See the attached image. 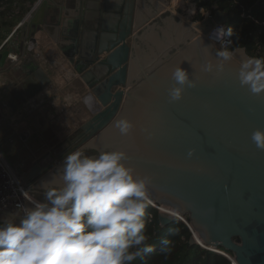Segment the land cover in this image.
<instances>
[{
  "label": "water",
  "instance_id": "95a60500",
  "mask_svg": "<svg viewBox=\"0 0 264 264\" xmlns=\"http://www.w3.org/2000/svg\"><path fill=\"white\" fill-rule=\"evenodd\" d=\"M76 4L78 9L63 12L42 2L26 18V36L22 23L21 37L35 45L34 34L43 30L59 45L87 95L95 98L91 116L29 170L10 165L19 182L40 199L35 185L48 178L68 150L123 151L126 164L151 177V198L159 210L148 209L157 211L161 227L179 220L191 233L189 245L231 264H264V150L251 140L253 131L264 130V94L240 86L235 63L220 74L200 71L206 60L200 33L205 45L212 44L204 35L225 23L226 14L215 10L212 19L194 29L162 12L168 5L163 0ZM8 55V49L0 53V69ZM23 63L22 90L31 99L51 79L30 58ZM179 63L197 84L170 102V73ZM120 118L134 125L127 136L114 127Z\"/></svg>",
  "mask_w": 264,
  "mask_h": 264
},
{
  "label": "clouds",
  "instance_id": "9594fccd",
  "mask_svg": "<svg viewBox=\"0 0 264 264\" xmlns=\"http://www.w3.org/2000/svg\"><path fill=\"white\" fill-rule=\"evenodd\" d=\"M195 6L190 14L195 15ZM201 12V9H200ZM236 35L231 26H218L205 45L201 65L203 73L220 74L226 65L235 63L236 78L241 87L254 95L264 94V58L250 56L243 46H233ZM238 38V37H237ZM214 49V51H213ZM182 63V62H181ZM181 63L170 73L173 85L168 89L170 102L182 98L185 87L193 88L197 80ZM95 98L87 95L88 109ZM114 127L127 136L134 125L128 118L118 119ZM251 140L264 150V130L252 132ZM191 155V151L189 152ZM120 150H68L48 178L38 185L41 198L31 196L27 203H17L15 210L0 216V264H137L156 249L146 233L150 219L147 209L153 204L151 177L142 175L125 163ZM163 226V225H162ZM170 228L161 238L159 251L168 256L173 251Z\"/></svg>",
  "mask_w": 264,
  "mask_h": 264
},
{
  "label": "crops",
  "instance_id": "0c3cea01",
  "mask_svg": "<svg viewBox=\"0 0 264 264\" xmlns=\"http://www.w3.org/2000/svg\"><path fill=\"white\" fill-rule=\"evenodd\" d=\"M87 1L89 7H91V5L97 4L100 0H83L85 3ZM43 2L54 5L62 9L63 12H73L76 8H79L76 4L77 0H43ZM17 10L13 9L11 11V14H14L12 20H16V25L12 28H1L0 30V36L2 37L0 47L3 44V40L12 34L8 43L2 47L0 53L8 45L9 55L17 57L15 61L7 58L5 66L0 69V106L3 107L0 112L7 118L4 124L10 129V135L8 134V136L4 137V132L0 131V137L2 136L5 144L18 140L25 152L29 156H32L36 150L28 148L29 140L31 139L30 135H38L40 128L44 126L43 122L55 121L57 129H59V126L61 131L64 128L68 129L64 133H61V131L54 133L60 135V138L58 137V144H61L74 130L87 121L91 114L90 110L83 103L87 90L77 85L76 81L79 78L62 55L59 45L43 30L34 34L35 45L31 44L27 39L23 40V37H21L23 34L21 26L16 27L24 21L30 10L23 15H20ZM36 11L37 9L31 13L30 18ZM30 18L23 23L26 25L25 36ZM27 58H30L33 63L38 64L51 79V84L31 99L25 98L23 96L24 91L22 90L27 76L25 71L21 69V64ZM82 89H84L82 92H86V95L81 96L79 92ZM16 91H19L20 94H16ZM45 92H49V94L43 96L42 94ZM59 92L63 93L60 95ZM58 96L63 101L61 104L62 108L59 111L55 107L51 110H49V107L46 109L45 106L49 102L48 100H52ZM52 128L54 129V126ZM54 148L55 146L46 150L44 155L51 152ZM11 166L16 170L18 168L23 169L18 163Z\"/></svg>",
  "mask_w": 264,
  "mask_h": 264
},
{
  "label": "trees",
  "instance_id": "16d2710c",
  "mask_svg": "<svg viewBox=\"0 0 264 264\" xmlns=\"http://www.w3.org/2000/svg\"><path fill=\"white\" fill-rule=\"evenodd\" d=\"M5 5L0 12L1 28H12L16 25L11 11L18 9L20 15L30 10L35 0H1ZM198 5L212 11H221L226 14L225 25L231 26L236 35L232 38L233 46H243L250 56L264 58V48L255 54V42L264 44V2L259 0H197ZM242 12L245 18L241 17ZM238 37V38H237ZM0 40L2 37L0 36ZM150 219L147 223L146 233L150 237L149 243L155 246V251L149 254L145 261L137 264H231L224 256L207 251L198 245H189L191 237L187 226L179 220L173 221L166 227H161L157 221V211L148 209ZM170 228L178 229L176 235L169 238L173 241V251L164 256L160 253V240L168 236Z\"/></svg>",
  "mask_w": 264,
  "mask_h": 264
},
{
  "label": "built area",
  "instance_id": "2783aa9c",
  "mask_svg": "<svg viewBox=\"0 0 264 264\" xmlns=\"http://www.w3.org/2000/svg\"><path fill=\"white\" fill-rule=\"evenodd\" d=\"M259 1L264 2V0H259ZM42 2L43 0H35L27 16H29L34 10H36ZM193 6H195V10H196L195 15L190 14V9ZM4 8H5V5L0 0V12L3 11ZM167 9H168L167 11L177 16L178 18H183L185 19V21L191 22L192 23L191 27L194 29L199 24L212 19L214 12H215V11L208 10V9H205L199 6L197 0H171V2L168 4ZM200 9H201V12H200ZM27 16L24 18V21L28 20L26 19ZM241 17L242 18L246 17L244 12H242ZM22 23L19 24L16 28L21 26ZM218 26L226 27L225 23L214 24L212 28L208 31V33L204 35V37L209 42H211L212 44L213 43L215 44L216 48L220 47L219 42L210 40L209 36L212 30ZM11 35L7 36V38L2 42L3 44L0 47V51L2 47L8 43L9 39L11 38ZM254 47H255V54H258L261 51V48L262 47L264 48V44H261L260 41L255 42ZM8 58L14 61L17 60V57L12 56V55H8ZM2 108L3 107L0 106V110H2ZM13 168L10 166V164L7 162V160L2 155L1 145H0V211L15 210V205L17 203H27V195L24 193H21L20 191L21 189L27 191V187L19 182L18 178L16 177L14 173Z\"/></svg>",
  "mask_w": 264,
  "mask_h": 264
},
{
  "label": "rangeland",
  "instance_id": "374dc122",
  "mask_svg": "<svg viewBox=\"0 0 264 264\" xmlns=\"http://www.w3.org/2000/svg\"><path fill=\"white\" fill-rule=\"evenodd\" d=\"M163 1H166L168 4L171 2V0H163ZM166 8H168V5L166 6ZM167 10L168 9L163 8L162 12H164L167 15L168 14ZM180 19L185 21V19H183V18H180ZM186 23L190 24V22H188V21ZM8 47L9 46L6 45L3 48V51L5 49H8ZM75 75H76V73H75ZM76 82L80 88H85L87 90V88L81 82L80 79H78ZM82 91H84V89H82L81 92H79L81 94V96L86 95V92H82ZM88 92L89 91L87 90V94H88ZM59 93L61 95L63 92H59ZM48 94H49V92H45L42 95L45 96ZM25 98H27V97L25 96ZM48 101L49 102L46 103V106H45L46 109L49 107V110H51L53 107H55L57 109V111H59L60 108H62L61 104L63 103V101L60 98V96L55 97L54 99L48 100ZM5 119L7 120V118L0 112V131L4 132V137L8 136V134L10 132V129H8V127L5 126L6 124H4ZM51 120H54V119H51ZM43 123H44L43 124L44 126H42V128H40V133L38 135L37 134L33 135V136L30 135L31 139L29 140L28 148L30 147V149L36 150V152H33L34 154L32 156H29V154H27V152H25L24 148L21 147L18 140L11 142L10 144L9 143L5 144L3 142L2 136L0 137V145H1L2 155L7 160V162L10 163V165H15L16 163H18L19 165H21L23 167V170H24V169L28 168V165L32 161H36L38 158L42 157L41 155L42 154L44 155L46 150H48L49 148H53L54 146H57V144L59 142L58 137L60 138V135L54 134V133H58L61 131L60 126H59V129H57L55 121H49V122H43ZM52 126H54L55 130L52 128ZM4 128H7V129H4ZM62 131H61V133H64L65 131H68V129L64 128ZM64 137H65V134H64ZM38 155H40V156H38ZM157 208H158V206H157Z\"/></svg>",
  "mask_w": 264,
  "mask_h": 264
},
{
  "label": "bare ground",
  "instance_id": "6f19581e",
  "mask_svg": "<svg viewBox=\"0 0 264 264\" xmlns=\"http://www.w3.org/2000/svg\"><path fill=\"white\" fill-rule=\"evenodd\" d=\"M164 9H167L166 6H164ZM165 11H166V10H165ZM186 22H187V21H186ZM187 24H188V23H187ZM190 24H192V23L190 22ZM190 24H189V26H191ZM152 206H156V207H157L158 205H156L155 203H153ZM158 210H159V208H158ZM180 217H181V216H177V217H175V218H180ZM207 248H209V249H211V250H215V249H212L210 246H208Z\"/></svg>",
  "mask_w": 264,
  "mask_h": 264
},
{
  "label": "flooded vegetation",
  "instance_id": "af4514ba",
  "mask_svg": "<svg viewBox=\"0 0 264 264\" xmlns=\"http://www.w3.org/2000/svg\"><path fill=\"white\" fill-rule=\"evenodd\" d=\"M23 96H24V97L26 96V95H25V92L23 93ZM58 145H59V144H58ZM58 145H57V146H58ZM57 146H55V148H56ZM52 151H53V149L51 150V152H52ZM51 152H49V153H51ZM41 156H44V155H41ZM35 160H36V159H35ZM34 162H35V161H32V162L28 165V168H27L26 170H29Z\"/></svg>",
  "mask_w": 264,
  "mask_h": 264
}]
</instances>
